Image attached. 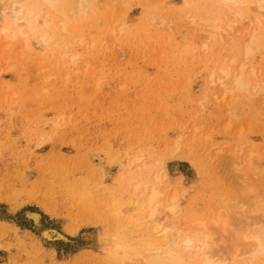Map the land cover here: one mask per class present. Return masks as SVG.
I'll return each instance as SVG.
<instances>
[{
  "label": "rangeland",
  "instance_id": "obj_1",
  "mask_svg": "<svg viewBox=\"0 0 264 264\" xmlns=\"http://www.w3.org/2000/svg\"><path fill=\"white\" fill-rule=\"evenodd\" d=\"M182 5L94 0L41 45L0 30V264H146L134 201L151 186L172 230L218 213L217 256L263 264L235 240L264 243V91L224 90L239 69L264 86V32L246 57L241 22L207 37Z\"/></svg>",
  "mask_w": 264,
  "mask_h": 264
},
{
  "label": "bare ground",
  "instance_id": "obj_2",
  "mask_svg": "<svg viewBox=\"0 0 264 264\" xmlns=\"http://www.w3.org/2000/svg\"><path fill=\"white\" fill-rule=\"evenodd\" d=\"M93 1L94 0H13L8 4L6 0H0V30L5 35L9 34L13 39L14 37L25 39L26 44L28 40L34 39L37 45H41L46 43L50 38L49 31L53 27H56V23L54 21L55 18L60 17L59 23L63 26L66 23L67 19L76 18L91 11ZM182 3V8H180L184 13L183 16L188 17L190 19L189 21H192L194 24L199 25V27L205 25L203 29H200L204 31L205 36L207 37H212L213 34L217 33L218 30L222 29L223 27L230 28L235 25L237 21L241 22L240 25L242 26V28H244L245 32L249 33V40L244 49L246 57L251 53L252 45L258 43L259 32H264V0H182ZM145 10L144 13L146 14V16H149V14L147 13L148 10ZM149 17L152 18L151 15ZM189 21H187L188 25ZM195 34L197 35V33H194V35ZM240 68H243V65ZM219 72H221L219 74H223L225 77H227L230 71L223 68L220 69ZM218 77L220 81L223 82L222 80L224 79V77L223 79L219 75ZM227 82L228 81H226V84ZM229 83L231 86L226 88V85L223 82V85H225V92H233V90L239 91L243 89L247 90L248 88H251L253 90L260 89L261 92L262 90L264 91L263 84L256 82L254 83V85H250V82H248L243 71H240V69L238 73H235L231 76V79H229ZM220 87L222 88V85H220ZM136 187L137 186H135V188ZM145 189H147V187ZM159 195L160 193L158 189L154 186H151L150 188H148V191L145 194L140 193L139 196L137 195V198L134 201V204L138 207L137 212L139 220L144 223V229L145 227L150 228V235H147L148 238L139 241V244L149 246V250L152 251L151 254L145 256L146 264H228L231 261L232 263L237 261L236 259L240 254H236V251L240 249L239 247H236L235 253L234 251H232L231 254L228 253V257L227 255L224 257H218L214 249V242L209 239L210 232L204 231V229H212L219 232L220 230L224 231L225 229L222 228L224 219H221L224 217L220 218V215L216 213V216L211 218V221L208 222V224L203 219L196 218L193 224H191L193 227L191 226V228L190 226H188L190 229L187 232H184V227L181 228V226L172 230L169 225L170 223L168 222L169 219L166 222L161 218L163 220L162 221L160 217L157 218L158 216H160L159 214L156 217V213L158 210H156L155 208H157L156 206L158 203L156 204L155 202ZM237 196H239V194H237L235 198L231 199L232 201L230 200L235 204L233 205L234 207L236 206L235 202H238V200H235ZM230 201H225L226 203L223 202L222 205L224 206L228 203L231 204ZM172 203H170L169 205H167V203L166 206H164V209L166 210L165 213L168 217L169 215L174 216L173 213L177 210V205H175V203ZM226 206L227 209H225L227 211L229 209L230 212L237 209L233 208L234 210H231L229 204ZM233 206L231 205V207ZM225 214L224 216H227L228 213L226 215ZM31 216H33L32 218H34L35 220H37L39 217L38 214L33 212ZM164 217L166 218L165 215ZM235 218L239 217L236 216ZM254 218L253 220L256 221ZM257 219H259V217ZM229 220L232 221V219L230 218ZM174 224L175 223H173V225ZM230 224L228 225L227 223L229 227H231ZM233 224L234 223H232V226ZM223 225H226V222H224ZM41 233H43V235L47 238L55 235L57 238L63 239V235L55 230H53L52 232L43 230V232ZM145 233L147 232L145 231ZM260 233L261 231L255 232L254 234L251 233L250 235L249 232L248 235L244 234L246 235L245 237H240L241 239H237L235 240V242L237 241V246H240L241 244V249H244L241 252H246V254L249 253L250 260L258 259L259 255H262L259 261L262 260L261 263L264 264V243L261 240ZM125 243L124 245L126 246ZM139 244L138 246H140ZM120 245L121 244L118 242V240H116L115 242H113V246L111 248L116 250ZM135 246L136 245H133V248H135ZM138 246L136 247L138 248ZM229 255L231 256V258H229Z\"/></svg>",
  "mask_w": 264,
  "mask_h": 264
}]
</instances>
